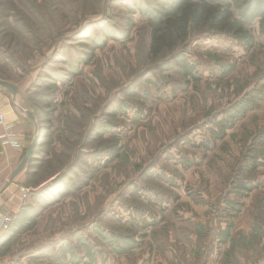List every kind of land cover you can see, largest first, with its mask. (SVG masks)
Segmentation results:
<instances>
[{
  "label": "rangeland",
  "instance_id": "374dc122",
  "mask_svg": "<svg viewBox=\"0 0 264 264\" xmlns=\"http://www.w3.org/2000/svg\"><path fill=\"white\" fill-rule=\"evenodd\" d=\"M144 3L0 0V79L45 130L39 179L66 191L28 199L37 224L19 246L34 264H264L258 24L152 57L147 19L129 12ZM111 30L128 38L95 49ZM180 52L195 77L169 61Z\"/></svg>",
  "mask_w": 264,
  "mask_h": 264
},
{
  "label": "trees",
  "instance_id": "16d2710c",
  "mask_svg": "<svg viewBox=\"0 0 264 264\" xmlns=\"http://www.w3.org/2000/svg\"><path fill=\"white\" fill-rule=\"evenodd\" d=\"M152 2L153 4L144 3L140 8L129 11L133 15L139 13L147 19L150 30L149 55L152 57L175 52V49L187 41L192 32L204 29L239 39L246 36L257 23L264 38V0H152ZM129 26H133L132 20ZM127 38L128 36L116 34L111 30L105 31L102 40L94 37L90 39H93L95 49H102L108 41L124 42ZM92 58L93 54H88L86 63H90ZM169 61L185 77H195L194 64L189 62L183 52L173 55ZM26 153L27 150L23 158ZM47 155L49 156V153ZM27 183L29 185L31 183L30 175ZM238 185L249 188L243 181H238ZM50 186L47 185L39 192L31 191V199L33 197L32 200L38 202L43 200L45 191ZM60 194L63 197L66 191H61ZM16 217L5 230L3 243H9L17 234L34 228L37 224L38 210L32 204H28Z\"/></svg>",
  "mask_w": 264,
  "mask_h": 264
},
{
  "label": "crops",
  "instance_id": "0c3cea01",
  "mask_svg": "<svg viewBox=\"0 0 264 264\" xmlns=\"http://www.w3.org/2000/svg\"><path fill=\"white\" fill-rule=\"evenodd\" d=\"M21 99L23 98L20 92L17 98H14L8 90L0 87V216L12 217L13 220L15 214L23 211L26 205L35 206V203L28 201L31 199V193L26 201L23 199V190L39 192L50 184L51 186L45 191L43 201H50L56 197V205L61 204L59 194L62 191L59 186L50 183L57 175L39 179L40 170L43 169L40 165L49 159L43 141V128L40 129L41 137L32 161L13 181H9L30 145V137L35 135V125L26 114L29 108ZM29 175L30 185L27 183ZM50 194L54 196L50 197ZM39 202L38 206L41 208L43 202L42 200ZM5 232L0 224V264H34L31 259L35 257V253L19 246L18 241L25 234L19 233L9 243H3Z\"/></svg>",
  "mask_w": 264,
  "mask_h": 264
},
{
  "label": "water",
  "instance_id": "95a60500",
  "mask_svg": "<svg viewBox=\"0 0 264 264\" xmlns=\"http://www.w3.org/2000/svg\"><path fill=\"white\" fill-rule=\"evenodd\" d=\"M0 87L8 90L14 98H17V96L19 94V89L14 84L0 79ZM27 117L35 125V135H34V138H33L32 142L30 143V145L27 149L26 155L24 156V158L22 159V161L20 162L18 167L12 173L10 180H9L10 182L13 181L20 173H22L25 170L27 165L32 161L33 156L35 154V150L39 145L41 132H40V127H39V124L37 122L36 116L33 112L27 111ZM58 180H59V176L52 179L51 184H56L58 182Z\"/></svg>",
  "mask_w": 264,
  "mask_h": 264
},
{
  "label": "built area",
  "instance_id": "2783aa9c",
  "mask_svg": "<svg viewBox=\"0 0 264 264\" xmlns=\"http://www.w3.org/2000/svg\"><path fill=\"white\" fill-rule=\"evenodd\" d=\"M29 190H23V199H28L30 194ZM13 219L12 217L8 216H0V224L4 230H7L9 226L12 224Z\"/></svg>",
  "mask_w": 264,
  "mask_h": 264
},
{
  "label": "bare ground",
  "instance_id": "6f19581e",
  "mask_svg": "<svg viewBox=\"0 0 264 264\" xmlns=\"http://www.w3.org/2000/svg\"><path fill=\"white\" fill-rule=\"evenodd\" d=\"M27 114V113H26Z\"/></svg>",
  "mask_w": 264,
  "mask_h": 264
}]
</instances>
